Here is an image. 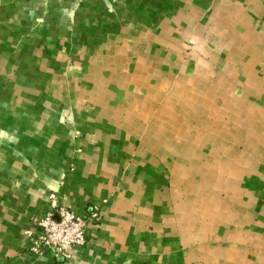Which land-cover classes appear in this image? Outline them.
<instances>
[{"label":"rangeland","instance_id":"rangeland-1","mask_svg":"<svg viewBox=\"0 0 264 264\" xmlns=\"http://www.w3.org/2000/svg\"><path fill=\"white\" fill-rule=\"evenodd\" d=\"M171 1L168 26L142 28L135 47L132 35L110 49L104 37L95 40L101 47L87 57L114 62L112 70L63 78L56 90L33 76L54 71L33 48L36 36L12 37L13 54L0 53L12 64L0 65V75L13 80L0 91H11L9 105L28 104L31 132L43 126L49 137L42 116L54 117L56 106L69 126L70 94L84 89L91 94L81 116L101 119L111 139L129 141L128 156L145 161L134 184L155 188L141 202L152 209L133 227L140 240L119 243V264H264V0ZM21 41L32 48H18ZM25 74L30 81H21ZM89 207L98 208L100 224V207Z\"/></svg>","mask_w":264,"mask_h":264},{"label":"crops","instance_id":"crops-1","mask_svg":"<svg viewBox=\"0 0 264 264\" xmlns=\"http://www.w3.org/2000/svg\"><path fill=\"white\" fill-rule=\"evenodd\" d=\"M172 8L171 0H0V34L4 35L0 53H11L14 44L9 41L14 36H36L33 48L48 55L43 62L52 64L54 71L48 68L33 76L54 82L56 90L63 78L90 76L94 67L114 68V62L87 57L101 47L96 39L104 37V47L110 49L118 38L132 35L135 47V36L144 32L142 28L151 26L158 32V26H168ZM19 47L32 45L21 41ZM60 51H68V59L58 58ZM8 55L0 58V65L12 64ZM67 64L71 69L63 73ZM12 76L0 75V83L12 81ZM30 80L29 74L21 78ZM83 90L76 86L70 94L76 115L69 126L56 106L51 107L54 117L42 116L43 125L52 126L49 137L44 136L43 126L31 132L28 104L9 105L4 100L11 91H0V264H59L51 251L36 253L34 238L25 234L34 219L55 209L56 202L82 216L89 206L97 205L103 217L100 224L86 229V245L73 251L70 262L60 264H119V243L141 238L140 234L135 238L133 227L136 221L143 222L142 211L152 209V202L144 207L141 202L148 201L146 196L151 201L155 188L135 187L134 177L147 166L134 154L127 155L131 144L124 137L108 136L101 119L92 123L91 116H81L91 94ZM79 96L77 107L74 99ZM72 129L82 130V136L74 140L69 134ZM51 195H56V201Z\"/></svg>","mask_w":264,"mask_h":264},{"label":"built area","instance_id":"built-area-1","mask_svg":"<svg viewBox=\"0 0 264 264\" xmlns=\"http://www.w3.org/2000/svg\"><path fill=\"white\" fill-rule=\"evenodd\" d=\"M56 201V195H51ZM97 207L87 208L86 215L77 214L71 208L55 203V209L44 217L34 219L31 229L25 234L35 240V252L43 255L46 251L54 254L56 261L65 263L75 249L84 247L86 229L100 221Z\"/></svg>","mask_w":264,"mask_h":264}]
</instances>
